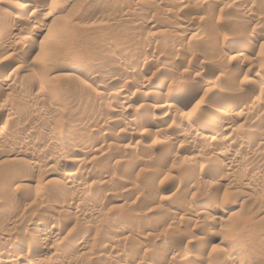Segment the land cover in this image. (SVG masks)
<instances>
[{
    "label": "rangeland",
    "instance_id": "obj_1",
    "mask_svg": "<svg viewBox=\"0 0 264 264\" xmlns=\"http://www.w3.org/2000/svg\"><path fill=\"white\" fill-rule=\"evenodd\" d=\"M189 2L0 0V264H264V0Z\"/></svg>",
    "mask_w": 264,
    "mask_h": 264
},
{
    "label": "bare ground",
    "instance_id": "obj_2",
    "mask_svg": "<svg viewBox=\"0 0 264 264\" xmlns=\"http://www.w3.org/2000/svg\"><path fill=\"white\" fill-rule=\"evenodd\" d=\"M26 1V0H25ZM69 1V0H68ZM174 1V0H173ZM236 1V0H235ZM237 1H240V0H237ZM175 2H177V3H179V5L180 4H187V3H191V2H189V0H175ZM219 2V1H218ZM242 2H243V4H244V2H245V0H242ZM241 2V3H242ZM35 3V2H34ZM174 3V2H173ZM220 3V2H219ZM42 4V3H41ZM239 4V3H238ZM245 5H246V2H245ZM25 6H27L26 4H25ZM244 6V5H243ZM21 7V6H20ZM248 7V6H247ZM26 8H28L30 11H32V14L33 13H36V14H43L42 12H45V6H44V8L41 6V5H36V3L34 4V5H28ZM25 8V9H26ZM245 8V7H244ZM24 9V10H25ZM248 9V8H247ZM22 11V10H21ZM25 11H27V10H25ZM47 14V13H46ZM45 14V15H46ZM49 14V13H48ZM248 14V13H247ZM249 15H251V14H249ZM31 16H33V15H31ZM34 16H36V15H34ZM38 16V15H37ZM40 16V15H39ZM115 16V15H114ZM253 16V15H252ZM254 18H255V16H254ZM257 18V17H256ZM23 19V18H22ZM35 20V19H34ZM258 20V19H257ZM25 21V20H24ZM16 26V25H15ZM23 27V26H22ZM10 30V29H9ZM13 32L14 31H16L17 30V28H13V29H11ZM10 30V31H11ZM19 31H21V32H23L22 31V28L19 30ZM25 32V31H24ZM43 35V34H42ZM42 35H38V36H36V38L37 39H40L41 37H42ZM4 36V35H3ZM2 37V36H1ZM15 37V35L14 36H11V34H10V36L8 37V35H7V39L4 37V39H5V41H3L4 43H9V41L11 40V39H13ZM46 38V37H45ZM48 38V37H47ZM2 38H0V41L2 42ZM223 45V44H222ZM1 47H3V46H1ZM160 48V47H159ZM6 49V48H5ZM6 50H8V49H6ZM125 50V49H124ZM219 50V51H218ZM218 52L221 54V55H223V58L224 59H226L225 57L226 56H228V54H231L232 55V51H231V48H229L228 46H225V45H223V46H221V48L219 49L218 48ZM8 51H11V50H8ZM115 51V50H114ZM113 51V52H114ZM120 51V50H119ZM118 51V52H119ZM164 51V50H163ZM166 51V50H165ZM123 52V51H122ZM217 52V53H218ZM219 53L217 54V56L219 55ZM226 55V56H225ZM201 57H198L197 56V58H195V61L198 63L200 60H204L205 59V57L203 58L202 57V55H200ZM220 56V55H219ZM218 56V57H219ZM225 56V57H224ZM153 57V56H152ZM193 57H195V56H193ZM193 57L191 58V59H193ZM222 58V59H223ZM235 58H237V57H235ZM190 59V60H191ZM208 59V58H207ZM223 59V61H225V63H226V60H228V59H226V60H224ZM232 59H234V57L232 58ZM202 60V61H203ZM220 60V64H222V62H221V58H219L218 59V61ZM231 60V59H230ZM229 60V61H230ZM192 61H194V60H192ZM201 61V63L200 64H204L203 62ZM196 62H194V63H196ZM205 62V61H204ZM70 63H72V66L73 65H76V63L77 62H70ZM69 63V64H70ZM78 63H79V61H78ZM206 63H207V61H206ZM224 63V62H223ZM68 64V63H67ZM68 64V65H69ZM200 64L198 65V66H200ZM59 65V64H58ZM79 65V64H78ZM194 65V64H193ZM197 65V64H196ZM225 65V64H224ZM57 66V65H56ZM65 66H66V64H65ZM197 66V67H198ZM219 66V65H218ZM222 66V65H221ZM220 66V67H221ZM230 66V65H229ZM67 67V66H66ZM70 67H71V65H70ZM116 67V66H115ZM219 67V68H220ZM223 67V66H222ZM118 67H116V69H117ZM228 68V67H227ZM115 69V70H116ZM200 69V68H199ZM202 69V68H201ZM223 69V68H222ZM62 70V69H61ZM197 70V69H196ZM195 70V71H196ZM157 71V70H156ZM200 72V71H199ZM120 73V72H119ZM121 74V73H120ZM187 74H189V72H187ZM191 74V73H190ZM198 74V72L196 73V75ZM200 74V73H199ZM264 74V73H263ZM108 75V74H107ZM112 75H113V73H112ZM164 75V74H163ZM119 76V75H118ZM169 76V75H168ZM199 76V75H198ZM102 77V76H101ZM108 77V76H107ZM107 77H105V78H102V80H103V84H107V80H112V79H107ZM121 77V76H120ZM119 77V78H120ZM166 77V76H165ZM196 76H194V78H195ZM110 78H112V77H110ZM115 78V77H114ZM118 78V79H119ZM198 78V77H197ZM196 79V78H195ZM116 80V79H115ZM197 80V79H196ZM164 81V80H163ZM138 82V81H137ZM195 82V81H194ZM116 83V82H115ZM133 83V82H132ZM136 83V82H135ZM163 83V82H162ZM166 83V82H165ZM164 83V84H165ZM193 83V82H192ZM196 83V82H195ZM206 83V82H205ZM111 84V83H110ZM126 84V83H125ZM128 84H130V83H128ZM140 84V83H139ZM138 84V85H139ZM180 84H182V83H180ZM179 84V86H175V90L173 89V91H174V94H176V95H178L179 97L180 96H183L184 98H186V97H188L190 100L192 99L193 100V98L195 97V96H198L197 95V90H196V88L194 89L193 87L191 88V84H188L189 86H186V84H182V85H180ZM194 84V83H193ZM199 84V83H198ZM204 84V83H203ZM207 84V83H206ZM206 84H205V86H206ZM10 86V85H9ZM118 86V85H117ZM126 86V85H125ZM135 86V85H134ZM136 86H137V84H136ZM193 86V85H192ZM196 86H198V85H196ZM199 86H200V84H199ZM104 87V86H103ZM108 87H109V85H108ZM122 87V88H121ZM120 88L121 89H119L117 92H118V94L121 96V98H122V100H123V105L125 104V105H128L130 102H131V96H132V91L130 92V90H128V89H126L124 86H121ZM133 87V86H132ZM189 87V88H188ZM203 87V86H202ZM207 87V86H206ZM118 88V87H117ZM116 89V88H115ZM206 90H209V89H206ZM115 91V90H114ZM169 91V90H168ZM171 91V93H172V89L170 90ZM205 91V90H204ZM208 92V91H207ZM204 93H206V92H204ZM102 94V93H101ZM117 94V93H116ZM115 94V95H116ZM118 94H117V97H118ZM207 94V93H206ZM166 95V94H165ZM168 95H170V93L168 92ZM203 95H205V94H203ZM220 96V95H219ZM241 96V95H240ZM202 97H204V96H202ZM218 97V96H217ZM225 97V96H224ZM228 97V96H227ZM233 97V96H232ZM132 98H133V96H132ZM168 98V97H167ZM243 98V97H242ZM259 98V97H258ZM195 99H197V98H195ZM214 99V98H213ZM230 99H232V98H230ZM244 99V98H243ZM186 100H188V99H186ZM247 100V99H246ZM214 101V100H213ZM235 101V100H234ZM245 101V100H244ZM248 103H252L253 105L255 104V103H257L258 102V99L256 100V98L255 97H252V96H250L249 98H248ZM162 102V101H161ZM239 102V101H238ZM247 102V101H246ZM190 103H192V102H190ZM210 103V102H209ZM208 103V104H209ZM194 104H196V103H194ZM243 104V103H242ZM252 104H250V105H252ZM259 104V103H258ZM133 105V104H132ZM148 105V104H147ZM211 105V104H210ZM260 105H261V103H260ZM154 106V105H153ZM152 106V107H153ZM237 106V105H236ZM239 106H241V105H239ZM249 106V105H248ZM247 106V108L249 109L250 107H248ZM34 107V106H33ZM118 107V106H117ZM233 107H235V106H233ZM232 107V108H233ZM238 107V106H237ZM242 107V106H241ZM245 107H246V105H245ZM244 107V108H245ZM256 107V106H255ZM119 108H120V105H119ZM146 108H148V107H146ZM174 108H175V105L173 104V101L171 100H166V103L162 106V109H164L163 110V112L165 111V112H172L173 110H174ZM177 108V107H176ZM199 108V107H198ZM208 108H210V106L208 107ZM130 109V108H129ZM157 109V108H156ZM236 109V108H235ZM154 110V109H153ZM238 110V109H237ZM246 110V109H245ZM120 111H121V109H120ZM176 111V110H175ZM240 111H242L241 110V108H240ZM251 112L250 113H252V110H250ZM118 112H119V110H118ZM124 112V111H123ZM217 112V111H216ZM42 113V112H41ZM121 113V112H120ZM130 113V112H129ZM242 113V112H241ZM244 113V112H243ZM37 114V113H36ZM170 114V113H169ZM248 114V113H247ZM126 115V114H125ZM133 116V115H132ZM240 116H242V114H240ZM41 117V116H40ZM98 117V116H97ZM250 117V116H249ZM248 118V117H247ZM100 119V118H99ZM109 119V118H108ZM108 119L107 118H103V121H102V124H104V126L105 127H107V125L108 124H110V122L111 121H108ZM112 119V118H111ZM164 121V120H163ZM167 121V120H166ZM162 122V121H161ZM160 122V123H161ZM214 123V125L216 124L215 122H218V124L220 125L221 123V121H219L217 118H214V116L212 117H210L209 118V120L207 119V122H203V124L201 123V128H202V131H204V130H206V129H208L210 126H209V123ZM118 123V122H117ZM223 123H224V121H223ZM96 124V123H95ZM136 124V123H135ZM152 124H154V123H152ZM211 125V124H210ZM222 125V124H221ZM232 124L231 123H226V124H223L222 125V130L223 131H226V130H228V129H230V126H231ZM158 125H154V127H157ZM212 125H211V129H212ZM111 128V127H110ZM132 127H130V129H131ZM136 128V127H135ZM180 129V128H179ZM189 130V129H188ZM188 130H187V128H184L183 130L181 129V132L180 133H184V136L186 135V134H189V133H186L185 134V132H188ZM161 131V130H160ZM209 131V130H208ZM207 131V132H208ZM135 132V131H134ZM250 132H252V131H250ZM256 132H257V130H256ZM204 133V132H203ZM190 134H191V131H190ZM200 134V133H199ZM255 134V133H254ZM182 135V134H181ZM201 135V134H200ZM217 135H219V134H217ZM201 136H203V135H201ZM207 136V135H206ZM257 136V135H256ZM205 137V136H204ZM208 137V136H207ZM260 137L264 140V133L262 132L261 134H260ZM213 139H216V137L214 136V138ZM258 139H259V135H258ZM254 140H255V138H254ZM85 141H86V139H85ZM213 140H211V142H212ZM215 141V140H214ZM213 141V142H214ZM216 143H217V140L215 141ZM81 143V142H80ZM82 143H83V141H82ZM81 143V144H82ZM221 143H222V141H221ZM87 146V145H86ZM215 148V147H214ZM216 150V149H215ZM77 151V150H76ZM219 151V150H218ZM250 157L249 158H247V160L249 159V161L251 160V161H258V162H260L261 160H260V158H262V156L260 155V157L258 156V154H255V153H252V152H248L247 153ZM246 154V155H247ZM84 155H85V153H84ZM65 157V156H64ZM264 158V157H263ZM70 159V158H69ZM239 157L238 156H233L230 160L228 159V162L227 163H223V166H222V168L221 169H223L224 171H231V170H233L234 168H236V167H238L237 165H238V163H239ZM260 160V161H259ZM262 162V161H261ZM69 163L70 164H74V163H76V159H70L69 160ZM76 165H77V163H76ZM261 168H262V166H261ZM261 170V169H260ZM59 172L62 174V175H66V173H68V172H70L69 171V169H68V167L67 166H62L60 169H59ZM80 176V175H79ZM172 186H174V183H173V185ZM87 200H89V201H97V198L96 197H94V198H90V199H87ZM88 201V202H89ZM99 203H100V201H98ZM90 203V202H89ZM95 203V202H94ZM98 204V203H97ZM195 209V211H199L200 209H196V207L194 208ZM225 212L223 211V214H224ZM41 228H45L46 226H47V222H43V223H41ZM81 229H83V228H81ZM81 229H79V230H81ZM84 230H85V228H84ZM83 230V231H84ZM87 230V229H86ZM83 231H80V232H83ZM1 236H3V238H1V240L2 239H4V237L6 236V235H4V234H0ZM0 236V237H1ZM31 240L34 242V243H38V244H44V241H45V239L42 237V235H40L39 233H37V234H33L32 236H31ZM27 255V256H29V257H36L37 255L35 254V252H33V251H31L30 249H27V251L25 252V251H23V250H21V249H19V248H10L9 249V252H8V254L6 255V256H4V259H3V261H2V264H13L14 263V261H15V258L17 257H22V255ZM0 256H2V254H0ZM239 258V257H238ZM240 261V260H239ZM16 264V263H15Z\"/></svg>",
    "mask_w": 264,
    "mask_h": 264
}]
</instances>
